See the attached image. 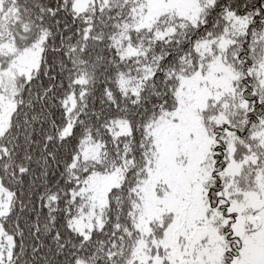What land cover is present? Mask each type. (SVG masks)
Segmentation results:
<instances>
[{
    "label": "snow or ice",
    "instance_id": "6c2138e0",
    "mask_svg": "<svg viewBox=\"0 0 264 264\" xmlns=\"http://www.w3.org/2000/svg\"><path fill=\"white\" fill-rule=\"evenodd\" d=\"M0 264H264V0H0Z\"/></svg>",
    "mask_w": 264,
    "mask_h": 264
}]
</instances>
